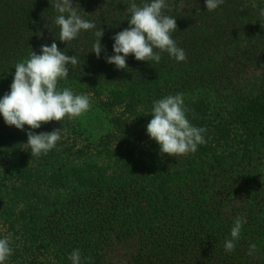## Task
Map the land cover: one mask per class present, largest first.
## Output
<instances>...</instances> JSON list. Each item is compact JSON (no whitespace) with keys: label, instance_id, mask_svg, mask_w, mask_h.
<instances>
[{"label":"trees","instance_id":"16d2710c","mask_svg":"<svg viewBox=\"0 0 264 264\" xmlns=\"http://www.w3.org/2000/svg\"><path fill=\"white\" fill-rule=\"evenodd\" d=\"M172 1L163 10L171 17ZM131 2L73 0L103 29L106 51L99 59L92 52L95 30L58 47L79 61L59 88L88 95V111L104 114L106 132L93 138L86 112L23 131L0 115V238L10 237L13 248L6 264H71L76 249L82 264H264V75L256 84L239 69V86H221L231 61L261 44L253 18H263L257 15L264 4L255 3L254 17H240L242 30L209 35L177 21L172 38L186 61L166 52L159 63L130 55L119 70L105 57L115 54L113 37L129 27ZM53 5L0 0V98L11 90L17 63L60 41ZM176 94L184 96L190 123L207 131L195 153L172 157L161 155L147 125L153 104ZM57 129L56 147L32 156L27 133ZM241 216L247 223L228 253L224 242ZM252 244L257 251L249 256Z\"/></svg>","mask_w":264,"mask_h":264},{"label":"clouds","instance_id":"9594fccd","mask_svg":"<svg viewBox=\"0 0 264 264\" xmlns=\"http://www.w3.org/2000/svg\"><path fill=\"white\" fill-rule=\"evenodd\" d=\"M224 2L205 0V6L209 11H214ZM77 5L73 4V0H54L53 6L59 13L55 24L59 27L60 41L70 42L78 38L82 31L95 30L96 40L92 52L99 59L101 53L106 51L101 44L105 33L102 28L97 29L94 22L83 18ZM166 6V0H146L141 5L132 0L127 9L130 14L129 27L113 37L115 54L105 57L107 63L125 70L130 55H134L137 61L159 63L162 59L160 53L163 52L177 62L186 61V51L172 38V33L177 30V20L164 14ZM41 53L32 50L27 60L15 65L11 90L0 98V115L5 123L21 131L26 125L31 129H39L52 121L79 117L91 106L88 95L74 94L69 88H59V82L69 76L68 66L75 67L78 58L59 50L55 42L51 46L42 45ZM186 113L183 94L168 95L153 104L147 133L159 144L161 155L184 156L195 153L199 145L206 143L204 134L207 129L192 125ZM27 136L26 145L30 147L32 156L39 157L56 147L61 140V130L40 134L29 131ZM246 223L244 216L235 219L231 239L224 242L226 252L235 250ZM256 251V245L252 244L248 255L253 256ZM12 254L10 237L0 238V264H6ZM69 259L71 264H82L80 250H73Z\"/></svg>","mask_w":264,"mask_h":264},{"label":"rangeland","instance_id":"374dc122","mask_svg":"<svg viewBox=\"0 0 264 264\" xmlns=\"http://www.w3.org/2000/svg\"><path fill=\"white\" fill-rule=\"evenodd\" d=\"M172 3L174 5V9L175 7H177V10L173 12L172 17H174L177 21L188 23L191 26L200 25L201 27L205 28L206 31L209 32V35H212L213 29H219L223 31H229L230 29L236 30L233 28L240 29L241 24L243 23L240 17L243 14H245V16H247L248 18L254 17L256 13L255 10L258 9L254 8L255 3L264 4V0H225L224 4L214 11H209L206 8L205 0H173ZM244 3H251L250 7H248L247 10L244 7ZM262 13H264V9L260 10V13H258L257 15L262 16V19H259L260 17L253 18V20L256 22L254 23V26H257V29H259V27L262 28L261 32L260 30L254 28L255 32H259L261 35H263L261 38L258 39L261 44L259 43V45H257L255 49H248V51H242L241 54H238H244V56L241 57L243 59L239 58V60H237L238 62L231 61L230 67H232V69L226 72V74L232 73V79L229 80L228 78L227 81L225 74V83L221 84V86L225 85V87L228 88H234L239 86L241 81H243L238 80V77L241 75L239 73V69H242V71L245 73L243 79L255 80L256 84L259 83V81L261 80L257 77L264 75V14ZM203 20L204 22L210 21V23L204 26ZM260 21H262L263 24H258L260 23ZM204 34H206V32H204ZM222 40L225 39L222 38ZM63 44V42L59 40L57 41L58 47ZM244 58H246V61H244ZM83 120L84 122L86 121L88 131L91 135H93V138H97L107 131V120L104 114H102L98 110L86 112Z\"/></svg>","mask_w":264,"mask_h":264}]
</instances>
